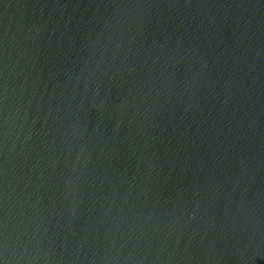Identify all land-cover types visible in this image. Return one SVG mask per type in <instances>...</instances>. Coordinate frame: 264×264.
<instances>
[{"label": "water", "instance_id": "water-1", "mask_svg": "<svg viewBox=\"0 0 264 264\" xmlns=\"http://www.w3.org/2000/svg\"><path fill=\"white\" fill-rule=\"evenodd\" d=\"M0 264H264V0H0Z\"/></svg>", "mask_w": 264, "mask_h": 264}]
</instances>
